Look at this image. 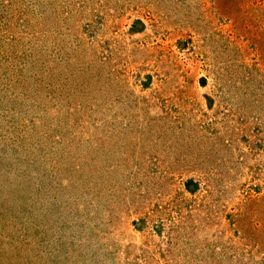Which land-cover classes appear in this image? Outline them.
I'll list each match as a JSON object with an SVG mask.
<instances>
[{
  "label": "rangeland",
  "instance_id": "1",
  "mask_svg": "<svg viewBox=\"0 0 264 264\" xmlns=\"http://www.w3.org/2000/svg\"><path fill=\"white\" fill-rule=\"evenodd\" d=\"M0 264H264V0H0Z\"/></svg>",
  "mask_w": 264,
  "mask_h": 264
}]
</instances>
